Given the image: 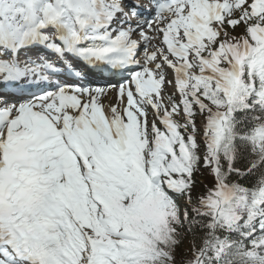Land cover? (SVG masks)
<instances>
[{"label":"snow or ice","instance_id":"obj_1","mask_svg":"<svg viewBox=\"0 0 264 264\" xmlns=\"http://www.w3.org/2000/svg\"><path fill=\"white\" fill-rule=\"evenodd\" d=\"M0 264H264V0H0Z\"/></svg>","mask_w":264,"mask_h":264},{"label":"trees","instance_id":"obj_2","mask_svg":"<svg viewBox=\"0 0 264 264\" xmlns=\"http://www.w3.org/2000/svg\"><path fill=\"white\" fill-rule=\"evenodd\" d=\"M200 176H201L202 179L205 180L204 182H202V187H201V191H202L203 190V185H208V179L206 177V174L205 175H200Z\"/></svg>","mask_w":264,"mask_h":264}]
</instances>
